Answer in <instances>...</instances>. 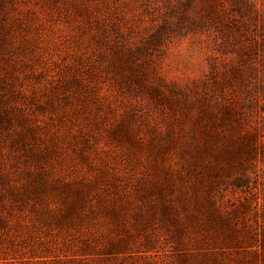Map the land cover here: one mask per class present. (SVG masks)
Returning <instances> with one entry per match:
<instances>
[{
    "label": "rangeland",
    "instance_id": "374dc122",
    "mask_svg": "<svg viewBox=\"0 0 264 264\" xmlns=\"http://www.w3.org/2000/svg\"><path fill=\"white\" fill-rule=\"evenodd\" d=\"M0 264H264V0H0Z\"/></svg>",
    "mask_w": 264,
    "mask_h": 264
}]
</instances>
